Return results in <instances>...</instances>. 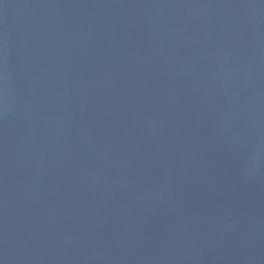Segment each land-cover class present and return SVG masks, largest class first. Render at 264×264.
<instances>
[{
	"label": "water",
	"instance_id": "1",
	"mask_svg": "<svg viewBox=\"0 0 264 264\" xmlns=\"http://www.w3.org/2000/svg\"><path fill=\"white\" fill-rule=\"evenodd\" d=\"M0 264H264V0H0Z\"/></svg>",
	"mask_w": 264,
	"mask_h": 264
}]
</instances>
